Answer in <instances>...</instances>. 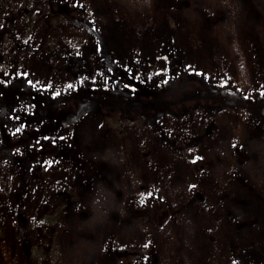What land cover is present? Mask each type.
<instances>
[{"label":"rangeland","instance_id":"rangeland-1","mask_svg":"<svg viewBox=\"0 0 264 264\" xmlns=\"http://www.w3.org/2000/svg\"><path fill=\"white\" fill-rule=\"evenodd\" d=\"M0 264H264V0H0Z\"/></svg>","mask_w":264,"mask_h":264},{"label":"trees","instance_id":"trees-1","mask_svg":"<svg viewBox=\"0 0 264 264\" xmlns=\"http://www.w3.org/2000/svg\"><path fill=\"white\" fill-rule=\"evenodd\" d=\"M190 77H191V75L189 73H182L181 75H179L175 79V82L173 83V86L170 88V90L172 89V91H174L173 89H175L176 87H178L182 83H186V81H189L188 79H190ZM194 83L196 84L195 81H194ZM159 90H161L160 87H158V89H156V91H159ZM162 91H164V93L159 95V98L161 99V100L160 99L159 100L163 101V99H164L165 101H167L169 103V104L167 103V105H165V109L167 108V110H169L170 112L177 113L182 109L183 106H187L192 102V100H189L186 102V104H184L182 102L176 101L173 93H169L165 89ZM150 98L151 97L142 98V100L149 101V100H151ZM153 100H154V98H153ZM68 102H70V101H68ZM106 115L110 119L113 117L111 112H106ZM139 115H140V113H139ZM139 115H137V116H139Z\"/></svg>","mask_w":264,"mask_h":264}]
</instances>
